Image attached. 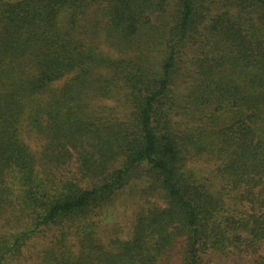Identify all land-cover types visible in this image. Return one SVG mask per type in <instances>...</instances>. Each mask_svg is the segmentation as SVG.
<instances>
[{
	"label": "trees",
	"instance_id": "obj_1",
	"mask_svg": "<svg viewBox=\"0 0 264 264\" xmlns=\"http://www.w3.org/2000/svg\"><path fill=\"white\" fill-rule=\"evenodd\" d=\"M229 263L264 264V0H0V264Z\"/></svg>",
	"mask_w": 264,
	"mask_h": 264
},
{
	"label": "rangeland",
	"instance_id": "obj_2",
	"mask_svg": "<svg viewBox=\"0 0 264 264\" xmlns=\"http://www.w3.org/2000/svg\"><path fill=\"white\" fill-rule=\"evenodd\" d=\"M105 105L108 106V107H114L115 104L114 102H111V101H106L105 102ZM111 117H113L115 119V117H117V119H120L119 121H124V116L122 114H118L116 113L115 117L113 115V113H111ZM193 167H196L198 170L197 172H202L203 173H208L209 172L211 173L212 170H213V166L210 164V163H206V162H202V161H196L194 164H193ZM130 198V199H129ZM122 199H129L127 200L129 204H136L137 203V200L141 199L140 195H138V191H137V188L136 187H131V189L127 192V194L124 195V197H122ZM121 204L123 202H120ZM128 203H124V204H128ZM145 203V201H144ZM130 213H128L127 215H125L122 219V214L120 212V207H117V210L116 212L114 213V216L112 217V219H107L106 222L108 223H111V224H119L122 222L123 220V223L130 217L131 218V215H133L135 213V208L133 207L132 209L129 210ZM126 228V227H125ZM130 229L128 228L125 232V234L129 231ZM230 264V263H229Z\"/></svg>",
	"mask_w": 264,
	"mask_h": 264
}]
</instances>
